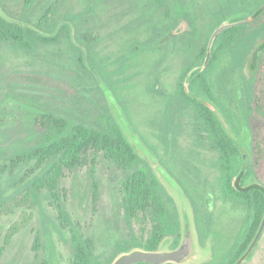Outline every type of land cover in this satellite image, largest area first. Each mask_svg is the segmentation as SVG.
<instances>
[{"label":"rangeland","instance_id":"1","mask_svg":"<svg viewBox=\"0 0 264 264\" xmlns=\"http://www.w3.org/2000/svg\"><path fill=\"white\" fill-rule=\"evenodd\" d=\"M218 1L0 0V8L27 26L36 27L48 15L56 24V33L67 25L72 30L61 33L55 43L38 45L33 53L10 45L0 50V195L12 194L37 172H31L34 161L13 169L10 158L40 141L44 132L37 128L36 119L42 113L73 111L90 126L105 127L116 121L170 197L166 223L178 220L180 234L190 244V236L195 238L191 251L200 249L193 258L166 264H228L244 241L255 211L228 189L221 166L222 151L199 116L196 104L189 103L188 98L195 95L209 104L232 136L236 122L241 141H236L240 149L237 163L241 170L253 163L250 125L241 114L246 113L250 90L243 76L236 81L237 88L232 89L230 72L226 76L230 80L223 84L221 92L212 89L213 97L192 87L194 75L185 82L188 96L179 90L186 64L206 48V33L216 20L213 11ZM178 2L197 37L189 36L192 31H183L180 40L171 39L169 30L153 35L154 26L168 28ZM252 3L253 0H242L239 6ZM246 15L248 12L236 17ZM74 16L75 20L71 19ZM229 17L223 21L230 22ZM256 28L246 25L240 29V37ZM84 35H88L89 44L76 39ZM73 43L83 49L87 73L77 61ZM245 43L236 41L228 56L236 55ZM89 51L95 65L90 64ZM215 75L219 80L220 64ZM126 178V172L102 152H91L88 163L79 169H66L57 193L58 203L70 221L60 215L59 204L53 202L47 190L28 226L8 244L7 231L22 210L3 215L0 264H75L76 236L92 239L94 255L101 264L140 248L135 244L147 240L154 221L149 214L132 217L128 213ZM95 181L97 200L93 194ZM249 181L264 184V158ZM37 233L42 235V245L36 251ZM174 239L168 234L158 250L172 251L185 241L180 238L174 243ZM242 264H264V231Z\"/></svg>","mask_w":264,"mask_h":264},{"label":"trees","instance_id":"2","mask_svg":"<svg viewBox=\"0 0 264 264\" xmlns=\"http://www.w3.org/2000/svg\"><path fill=\"white\" fill-rule=\"evenodd\" d=\"M177 1L184 2L185 0ZM241 1H218V6L213 11L216 20L210 31L206 33V48L204 47L201 52L195 55V59L186 64L179 85L180 92L184 96H188L185 91V82L194 75L190 82L192 87L213 97L212 89L217 88L221 92L223 84L230 80L226 77L230 72L232 73V89L237 88L236 81L240 76H243L250 90L248 93L249 98L246 100V113L241 111V114H243L250 125L253 163L250 168H242L241 170L238 169L239 165L237 163L238 146L216 113L209 108L207 103L198 100L197 97L196 99L188 98L189 103L196 104L199 116L210 129L213 139L222 151L221 166L228 189L239 198H242L255 211L254 221L244 241L235 250L234 256L228 264H242L248 258L250 254H247V252L264 218V184L248 182L264 158V10H262L264 0H253L252 5L248 7L239 6ZM3 10L6 12L5 9ZM242 10L250 12L249 16L246 15L248 16L247 22L222 31L214 42L208 64H204L212 33L224 22L225 17ZM175 12V17L173 16L174 18L168 28L161 29L158 26H154L153 35L159 36L164 30H169L171 36L173 29L177 28L176 30H179L177 27L178 19L185 14L183 5L180 2L177 3ZM75 16L71 19L75 20ZM14 17L16 18V16ZM249 24L255 25L257 28L245 37H240V29ZM35 26H27L23 21L12 22L0 14V50L10 45L33 53L38 50V45L55 43L61 33H65L67 30L72 32L71 27L67 25L56 33V24L48 15L45 16L44 21L37 23ZM39 29L49 32H41ZM189 34L190 37H197V33L194 30ZM76 39L83 44H89L88 35L77 37ZM180 39H182L180 33L173 36V40ZM240 40H245V45L243 48L241 47V50L236 55L233 54L232 58L229 57L230 47ZM72 48L75 56L78 57L77 61L80 63L81 69L87 73L89 68L83 62V49L74 43ZM91 56L92 54L89 51L90 64L95 65ZM202 60L203 65L200 66L199 64ZM218 64H220L219 80H217L215 75ZM169 109L170 106L168 111ZM236 113L239 114V111ZM232 120H234V117H232ZM233 124L236 131H238L239 127L236 122ZM36 126L44 132L40 141L35 145L16 152L11 156L10 163L11 167L15 169L21 164L34 161L35 164L31 172L34 174L37 171L38 173L36 172L37 174L35 173L32 178L26 180L24 185L12 194L8 196L0 195V217L16 210H22L21 216L7 231V244L11 242L12 238L20 230L28 226L33 218L34 208L42 202L44 190L51 194L54 203L59 204L57 189L64 171L66 169L76 170L85 166L88 163L91 152H102L107 159L114 161L126 172L127 178L124 187L127 211L130 216L136 217L140 213L149 214L154 221V228L147 240L144 243H137L135 246L148 250H158L168 234L175 236L174 243L179 242V221L175 220L170 225L166 223L170 197L166 195V191L158 177L144 162L133 143L116 121H112L110 126L105 127L90 126L87 121L78 119L73 111L59 114L54 110H49L38 116ZM22 181L24 180L22 179ZM93 194L94 200H97L99 191L96 181L94 182ZM59 208L60 215L63 214L62 217L69 222L70 217L60 207V204ZM75 238V264H101L94 255L92 239L83 238L82 236H76ZM41 245L42 235L37 233L34 249L36 251L39 250ZM51 258L55 261V251L53 249Z\"/></svg>","mask_w":264,"mask_h":264},{"label":"water","instance_id":"3","mask_svg":"<svg viewBox=\"0 0 264 264\" xmlns=\"http://www.w3.org/2000/svg\"><path fill=\"white\" fill-rule=\"evenodd\" d=\"M262 10H264V5L262 6ZM0 14L12 22H19V20L11 17L2 8H0ZM246 22H247L246 19L239 20L236 22L226 21V22H223L220 26H218L215 29V31L212 33L210 40H209L206 61H205L206 64H208L211 58L213 45H214V42L217 36L222 31L230 27L243 24ZM85 56H88L86 49H85ZM86 61H87V58H86ZM263 231H264V218L262 220V223H261V226H260V229L257 235L255 236L253 242L251 243L249 247L247 254L251 253L252 249L255 247L256 243L260 239ZM190 245H191L190 241L186 237L182 246L172 251L148 250V249L141 248V247L134 248L128 252L118 254L110 264H137V263L166 264L168 262H182L184 260L189 259V257L192 254Z\"/></svg>","mask_w":264,"mask_h":264},{"label":"flooded vegetation","instance_id":"4","mask_svg":"<svg viewBox=\"0 0 264 264\" xmlns=\"http://www.w3.org/2000/svg\"><path fill=\"white\" fill-rule=\"evenodd\" d=\"M243 12H248V16L250 15V12L248 11V10H242V11H240V12H238V13H234V14H232V15H230V22H236V21H239V20H244V19H246L247 20V17L248 16H246L245 18H238V17H236V16H238L239 14H241V13H243ZM186 20H188L187 18H185V16H181L179 19H178V28H179V30H176L177 28H175V29H173L172 30V35L170 36V38L171 39H173V36L174 35H178L179 33H180V35H181V33H183V31L184 32H186V31H193L194 30V28H193V26L188 22V21H186ZM239 25H241V24H239ZM237 26V25H236ZM177 37V36H176ZM193 99H196V96L194 95L193 97H192ZM208 106H209V108H211V106L208 104ZM212 109V108H211ZM120 126H121V128L123 129V131L126 133V131H125V129H124V127L120 124ZM231 136H232V134H230ZM236 137V140H235V137ZM234 136H232V138L235 140V142L238 140V141H240L239 139H238V137H237V134H236V131L234 130ZM241 142V141H240ZM242 142H246V143H249V140H244V141H242ZM238 149H239V147H238ZM239 152H240V149H239ZM140 155V154H139ZM251 155H252V150H251ZM253 182V181H252ZM180 238L182 239V238H186L185 236H182L181 234H180ZM190 238H192L191 239V245H194L195 246V243L193 242L194 241V237L193 236H190ZM199 251H200V249H197V251H196V249H194L193 251H192V254H191V257L193 258L194 257V255L195 254H199Z\"/></svg>","mask_w":264,"mask_h":264}]
</instances>
